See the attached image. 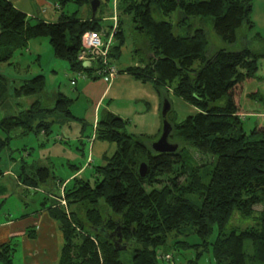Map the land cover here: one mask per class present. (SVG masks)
I'll return each mask as SVG.
<instances>
[{
    "label": "trees",
    "instance_id": "16d2710c",
    "mask_svg": "<svg viewBox=\"0 0 264 264\" xmlns=\"http://www.w3.org/2000/svg\"><path fill=\"white\" fill-rule=\"evenodd\" d=\"M75 1L83 6L90 0ZM151 6L163 15L178 11L187 19L210 17L216 36L233 43L243 24L253 27L251 4L249 0H117L119 31L109 53L111 62L119 59L125 44L121 18L128 15L135 24L139 48L134 50L135 65L119 74L150 83L161 103L168 100L170 92L197 110L180 122H169V138L183 140L199 154L211 156L212 168L201 176L199 169L204 165L196 168L187 163L191 158L180 148L174 153H155L146 143L155 141L161 130L154 137L129 135L125 132L127 120L106 113L96 123L95 140L114 144V153L110 157L104 155V164L94 167L92 181L76 177L64 181L56 204L47 209L63 237L58 264H123L120 251L100 233L115 230L120 232L122 243L133 249L132 264H157L159 249L165 246L167 237L180 234L187 227L204 245L205 239L217 232L211 244L215 264H244V239L251 241L249 259L264 264V126L256 124L247 135L238 101L244 83L255 79L257 61L264 57V51L256 54L248 49H221L207 56L209 42L204 30L176 35L171 23L153 18ZM101 26L96 16L81 20L65 13L54 23L38 20L29 25L26 14L9 1L0 0V64L27 47L30 40L47 38L54 57L67 62L70 71H78L81 66L76 57L82 34L98 31ZM3 79L0 75V95L5 92ZM21 88L17 94L39 93L44 88V78L36 76ZM255 96H260L258 91L248 94L252 100ZM72 102L59 95L52 109L32 105L18 117L4 118L0 130L10 133L20 128V135H26L40 127L46 135L51 122H42L41 112L70 118ZM9 140L0 137V154ZM141 163L148 167L145 178L138 173ZM22 165L17 178L26 186H38L51 177L45 167L32 166L27 173L28 164ZM204 178H208L207 182ZM188 195L198 196L200 207L191 203ZM61 196L66 210L59 205ZM258 205L262 209L255 211ZM235 212L242 217L258 213L256 226L225 234ZM177 244L180 243H174ZM15 246H0V264H12Z\"/></svg>",
    "mask_w": 264,
    "mask_h": 264
},
{
    "label": "rangeland",
    "instance_id": "374dc122",
    "mask_svg": "<svg viewBox=\"0 0 264 264\" xmlns=\"http://www.w3.org/2000/svg\"><path fill=\"white\" fill-rule=\"evenodd\" d=\"M99 1L100 4L95 16L102 25L101 29L104 28L103 32H106L105 28H108V32H110L111 28L107 26L109 23L115 22L112 18L116 16L117 31H119L117 0ZM249 2L251 4L250 20L253 27L249 28L246 24H243L237 31V39L233 43L224 42L216 36L210 17L187 19L178 11L163 15L154 6H151V14L157 21L171 23L173 32L176 35L184 36L195 29L204 30L209 42L207 56L221 49L228 52L248 49L258 54L264 51V0H249ZM27 6L31 8V14L27 19L29 25H34L38 22V19L54 23L61 13L75 14L77 18L86 20L90 18L92 12L90 1L89 4L79 6L75 0H27ZM22 7L26 9L24 5ZM121 19L125 44L119 59L114 64L117 68L124 69L127 66L135 65L134 50L139 48V45L136 42L137 31L134 29L135 24L132 22L131 17L127 15ZM257 66L255 79L244 83L243 89L238 95L239 106L242 111L240 115L244 122L243 130L247 135L256 124L264 126V57L258 59ZM0 75L5 78L1 81L5 86V92L3 91L0 95V122L10 116H20L29 110L32 105H37L39 109H52L59 95H64L73 100L70 107L72 114L70 118L61 114L41 112V121L51 122L49 133L46 135L40 127L26 135H20L22 131L20 128H16L10 133L0 130L1 138L8 137L10 139L9 145L0 154V171L9 172L8 176L0 180V185L5 187L6 193H8V199L3 203L0 198V218L3 217L5 220L7 217L19 225H25L29 221L22 220L34 216L27 215L21 219L23 213L24 215L30 214L33 209L36 210L44 206L48 208L52 203L57 202L62 184L70 176H73L69 179L71 181L74 177L92 181L94 179V167L104 164L101 156L110 157L116 147L114 144L97 140L91 143V138L95 136V116L98 118L99 115V113H94L93 100L102 91L104 84L99 80L93 81L91 78L84 80L77 78L74 72L70 71L67 62L54 57L47 38L32 39L27 43V47L15 51L8 62L0 64ZM36 76L44 78V88L41 92L32 95L16 93L17 89L22 90L21 87L26 81ZM73 79L77 80L74 86L70 84ZM84 84L87 85L88 89L82 92ZM253 91H258L260 96H255L252 100L248 98V94ZM167 98L170 104L167 121L170 123L180 122L187 116L197 112L194 107L170 92ZM106 103L107 100H105L101 109L106 107ZM115 106L124 108L125 104L119 106V101H117ZM129 110H132V107L126 110L122 109L120 113L125 115L123 113ZM128 119L129 122L125 124V132L129 135H140L139 132L142 131L147 133L148 137H154L155 135L151 133H154L155 128L150 129V126L158 124V129L161 128V111L156 115V119L154 116L141 118L142 125L147 128L139 126L141 120H138V122L134 120L132 123V118L129 117ZM37 124L38 120L34 122V126ZM168 141L178 145V148L183 149L184 153L191 158V161L187 163L194 165L196 168L204 165L199 169L201 176L206 172H210L212 168L211 156L199 154L192 145L183 140L170 137ZM153 142L149 141L146 145L151 147ZM88 160H91V162H88ZM24 162L29 165L26 167L27 173H30V167L32 166L45 167L49 169L51 177L44 184H41L37 190H25L21 184L16 182V177H14V175L22 173L21 166ZM78 169L82 170L79 174H76ZM20 178L22 180L24 176L21 174ZM207 179L204 178L203 180L207 182ZM57 181L60 184L58 183V187L55 188L53 185H56ZM156 187L159 188L160 186ZM187 199L196 207H200L201 199L198 196L188 195ZM261 209L262 205L254 207L255 211ZM73 210L74 208L71 207L70 211ZM8 215L10 216L8 217ZM257 216L258 213L256 212L248 217H242L235 212L224 233L228 234L231 231L239 233L245 228L255 227L258 222ZM216 238L217 232L215 231L205 239L206 245H204V241L194 234L189 227L183 229L180 234L172 233L167 237L165 246L159 249L157 264H215L211 254V244ZM175 242L180 244L174 245ZM16 244L18 248L13 252L12 264H24L20 238H15L11 245ZM243 250L245 254L244 264H262L249 259L252 254V245L249 239H244ZM166 254L170 256V261L162 258ZM132 256L133 249L131 247L119 252V260L123 264H132Z\"/></svg>",
    "mask_w": 264,
    "mask_h": 264
},
{
    "label": "crops",
    "instance_id": "0c3cea01",
    "mask_svg": "<svg viewBox=\"0 0 264 264\" xmlns=\"http://www.w3.org/2000/svg\"><path fill=\"white\" fill-rule=\"evenodd\" d=\"M7 1H9L16 9L26 14L28 19L29 14H31V8H28L27 0ZM22 5H24L26 9L22 7ZM118 69L122 70L121 68ZM101 82L104 84L103 89L99 93L97 98L93 100L94 113H99L98 118H96L95 116L94 127L96 126L97 121L106 113H112L123 120L124 118H126L125 120H127V122H129L128 118L130 117L132 118L133 123L134 120L138 122V120H141L142 117L146 118V116H154V118L156 119V115L161 111V102L150 83H144L142 81L135 80L134 78L125 73L119 74L117 78L111 83H105L103 81ZM87 89V85L84 84L82 86V92L86 91ZM105 100H107L106 107L101 109ZM117 101H119V106L125 104V107L122 108L115 106V102ZM129 107H132V110L124 112L123 114L125 115H122V113H120L122 112V109L126 110ZM100 114L101 117L99 118ZM134 126L136 127V125ZM139 126H141L142 128H147L146 126L142 125V120L139 123ZM151 128H155L154 133H151L153 135H157L161 129H158V124L150 126V129ZM139 134L148 135L147 133L142 131L139 132ZM94 140L95 136L91 138V143ZM103 157L104 155L101 156V160ZM81 170L76 174H79ZM8 175V171L3 172L0 176V180ZM18 175L19 174L14 175V177H16L15 180L18 184H21L25 190H37L38 187L41 185L40 184L37 186L31 183V186H26L21 183L19 178H17ZM72 177L73 176H70L69 179H71ZM69 179H67V181ZM58 183L59 182L57 181V184H54L53 186L55 188L58 187L57 185L60 184ZM0 198L2 200V203L8 199V193H6V188L1 185ZM55 204L56 202L52 203L50 207H54ZM48 208L44 206L36 210L33 209L30 214L24 215L23 213L20 217L21 219L23 217H26L27 215L34 216L33 218H27L25 220H22L29 221L25 225H19L17 222H13L12 219H8L7 217L5 218V220L3 219V217L0 218L2 220L0 222V246L3 244H13L15 238H20L21 247L23 250L24 264H58L61 249L63 246V237L59 228V224L55 219L51 218V216L49 215V211L47 210ZM9 216L10 215H8V217ZM29 232L30 236L28 235ZM17 248L18 246L16 244L15 251L17 250Z\"/></svg>",
    "mask_w": 264,
    "mask_h": 264
},
{
    "label": "built area",
    "instance_id": "2783aa9c",
    "mask_svg": "<svg viewBox=\"0 0 264 264\" xmlns=\"http://www.w3.org/2000/svg\"><path fill=\"white\" fill-rule=\"evenodd\" d=\"M112 19L114 23H109L107 31L103 32L102 28L99 31H86L80 38V51L77 54L76 61L81 66L80 70L75 71L77 78L87 79L96 77L105 83L113 82L119 75V69L111 62L109 53L115 42L117 31L116 16ZM76 79L70 81L71 85L76 84ZM91 162V160H88ZM62 191V188H61ZM59 205L67 209V204L63 196L59 198ZM166 261L170 260L169 255L162 256Z\"/></svg>",
    "mask_w": 264,
    "mask_h": 264
},
{
    "label": "water",
    "instance_id": "95a60500",
    "mask_svg": "<svg viewBox=\"0 0 264 264\" xmlns=\"http://www.w3.org/2000/svg\"><path fill=\"white\" fill-rule=\"evenodd\" d=\"M91 2V20L95 18L98 5L100 4L99 0H90ZM170 111V104L167 99H163L161 103V133L159 137L151 144V149L158 154L161 153H174L178 149V145L170 143L168 141L169 134L171 132V124L167 121V114ZM148 172V167L145 163H141L138 168V173L141 178H145ZM100 231V230H99ZM104 238L110 240L116 251H122L127 248L126 243H122V236L118 230H115L111 233H104L100 231Z\"/></svg>",
    "mask_w": 264,
    "mask_h": 264
}]
</instances>
